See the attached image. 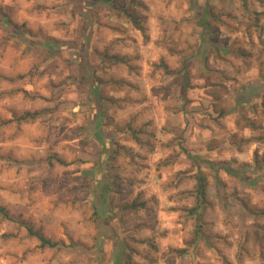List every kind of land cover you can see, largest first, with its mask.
Listing matches in <instances>:
<instances>
[{
	"label": "rangeland",
	"instance_id": "1",
	"mask_svg": "<svg viewBox=\"0 0 264 264\" xmlns=\"http://www.w3.org/2000/svg\"><path fill=\"white\" fill-rule=\"evenodd\" d=\"M149 2L154 3L156 0ZM149 2L66 0L71 21H82L78 25L79 37L71 40L65 39L68 33L63 31V26L68 21L53 19L52 15L47 14L50 11L47 4L37 5L36 8L38 18L34 22L40 25L37 29L39 40L36 39V32L28 27L30 21L26 20L21 24L12 19L11 10L0 9V27L7 25L11 29V35L20 39H24L25 35L33 37L29 47L38 43L42 55L53 60L56 67H59L56 60L62 58L65 66L73 69L65 77L73 86V91L68 93L70 98L87 90L91 93L89 102L98 105L113 103L116 99H133L107 96L106 89L110 85L121 89L128 88L132 92L140 91L143 87L154 98L158 91L163 93L165 99L175 95L183 102L179 114L184 130L175 138L178 151L169 150L167 155L161 154L155 166H143L149 169L150 176L155 175L156 180H163L168 187L161 185L151 195L146 191L136 192L135 181H126L125 177L113 171L109 165L106 177H101L104 182L96 193L89 217L95 225L96 235L92 237L93 242L85 245L82 241H74L67 233L56 240L53 235L29 225L22 219L23 213L14 212L4 203L16 193L8 191L6 195L2 177L5 171L10 172L12 166L21 163L19 157L13 154L14 151L26 148L24 140L9 125H17V131L27 127L33 136L37 135L40 132L39 125L45 123L42 117L53 111L48 107L49 98L44 95L48 90L47 84L53 87L58 85L55 81H47V84H40L41 91L37 92L36 84L33 83L36 77L31 68L27 72H17L13 78L6 75L0 67V136L6 137L0 139V207L8 214L3 216L0 213V239L7 241L16 238L17 233L4 231L6 224H13L27 234L30 242V249L22 253L11 250L5 252L4 244L0 243V264H23L29 256L32 257L30 264H43L40 257L57 248L61 240L70 243L73 248H81L84 253H94L89 259H94L96 264H189L186 259L189 255L198 258L195 259V264H241L245 257L252 260L253 254L257 264L264 262V217H255L250 212L264 209L260 203L251 202V198H254L253 192L257 196L264 195V187L258 185V177L254 178L256 173L264 174V67L255 65L254 77L244 82L239 78L241 72L238 69L234 68L237 74L231 76L226 68L214 67L231 64L233 60L239 59L248 72H252V49L257 42L264 44V40L258 35L254 36L251 29L261 27L264 13L259 9L253 10L249 28L245 29L248 34L246 43L249 46H245L235 35L240 30L239 25L228 23L229 20L237 18L230 8L234 0H204L203 4H200V0H190V10L194 12L196 25L202 29L200 46L179 68H172L159 45L150 39L146 41L143 21L147 19L145 13L151 10ZM173 2L174 0H167L169 5ZM249 3L250 0H247L243 6L240 2L245 11L249 10ZM256 3L264 7V3L258 0ZM198 11L209 23L206 30L200 26ZM101 13L114 21L124 20L126 23L106 22L101 18ZM20 29L25 31L21 32ZM133 30L135 34H132ZM72 32L75 34L77 29ZM129 42L131 46H135L130 51ZM166 51L169 56L174 55L172 49ZM151 56L156 59L151 60ZM197 65L203 71H199ZM108 69L113 70L111 76L107 75ZM161 70L164 77H171L169 82H159L162 78L156 74ZM205 73L210 75L206 77ZM24 80H28V83L11 90L18 99L14 106L7 109L8 115L5 116L2 104L5 98L4 85ZM42 80H47L46 75L42 76ZM60 84L63 85L64 81ZM34 101H43V104L32 106ZM189 107L193 109V115L201 117L200 120L186 119ZM80 110L79 105L73 109L74 112ZM104 115L103 111H97V117L93 118L97 120V127L99 118ZM64 119L69 120L68 117ZM206 120L211 123H205ZM153 123L154 121H147L139 128H133L129 123L127 135L130 141L113 140L105 145V149L111 148L114 157H118L121 152L128 153L132 163H139L143 156L136 149L149 146L150 141L142 140L145 134L155 137V132L146 133L147 127ZM167 123L165 120L159 126L160 131H164ZM190 125L194 138L203 137L202 149L190 150L185 147L184 133ZM58 127V136L63 137V141L58 142L67 143L70 139L67 135L69 124L64 123ZM47 131L50 134L52 127ZM118 132L123 134L121 129ZM13 139L20 143L10 146L7 153H4V145L10 144ZM78 143L82 146L81 151L86 152L89 141ZM161 147L164 148L165 145ZM131 153H135V156H131ZM5 160L9 162L8 169L4 167ZM87 162L81 160L82 165ZM210 165L215 168L228 167L240 177L219 170L218 176L222 184L219 188ZM91 167L95 168L96 165L91 164ZM20 172L21 169L17 167L16 175ZM198 172L208 182L204 200H201L196 190ZM89 175L91 172L83 168L63 173L61 188H67L72 205L81 202V192L84 193L83 199L89 198ZM242 187L246 190L251 188L252 191H246V195L242 197ZM193 209H197L194 214L191 213ZM27 228L40 232L45 238L56 242L57 246L42 247L28 233Z\"/></svg>",
	"mask_w": 264,
	"mask_h": 264
},
{
	"label": "clouds",
	"instance_id": "2",
	"mask_svg": "<svg viewBox=\"0 0 264 264\" xmlns=\"http://www.w3.org/2000/svg\"><path fill=\"white\" fill-rule=\"evenodd\" d=\"M149 2V0H146ZM204 0H200L203 4ZM49 6V15L53 19L67 20L68 23L63 26V31L68 33L65 39L78 38L80 33L78 25L82 22L78 20L73 23L71 21L66 0H0V9L5 11L11 10L12 19L19 23L30 21L28 27L36 32V39L39 40V32L37 29L39 24L34 21L38 18L36 12L37 5ZM167 5V6H166ZM150 11L145 13L147 17L143 21L144 35L153 43L159 45L160 51L167 58L172 68H179L184 60L200 46V32L202 29L197 27L194 12L190 10L191 2H174L167 4V0L161 2H149ZM231 10L235 12L236 19L229 20L228 23L232 25H239L240 30L235 35L247 45V32L245 29L249 28L250 20L253 18V10L259 9L264 13V7H260L256 0H250L249 10L245 11L240 4V0H234L230 5ZM179 9V11H177ZM54 10V12H53ZM56 13H62L56 15ZM101 18L106 22L125 24L124 20L114 21L109 17H105L101 13ZM186 18V19H185ZM225 19H227L225 17ZM126 26L130 27V24ZM77 29L73 34L72 30ZM24 32V29H20ZM252 34L260 36L264 40V16L261 17V27L259 29L252 28ZM62 34V33H54ZM132 34H135L134 30ZM231 35L232 33H228ZM99 35V34H98ZM111 38V37H109ZM33 37L25 35L24 39L11 35V29L7 25L0 27V67L3 68L6 75L15 78L17 72H27L28 68L32 69V73L36 79L33 83L36 84L37 92L41 91L40 84L47 81H55L58 86L53 87L47 84V91L44 93L49 98L48 107L53 109L48 116L42 117L45 121L44 124L39 125L40 132L33 136L27 127L21 131H17V125H9L17 135L20 136L25 144L24 150H15L14 155L19 157L21 163L17 166H12L11 171H5L2 177L6 195L8 191L16 193L15 196L8 197L4 203L8 204L14 212L23 213L22 219L29 225L34 226L42 232H47L53 235V238L59 240L67 233V236L72 237L74 241H82L83 244H91L92 237L96 235L94 231L95 225L89 219L91 217L93 202L96 199V193L104 182L101 177H106L109 172V165L112 170L118 172L119 175L125 177L126 181L132 179L135 181V191H146L151 195L153 191L159 189L161 185L168 187L163 180H156L155 175H149V169L144 168V165L155 166L156 161L160 155H167L168 151H178L176 148L177 140L182 129L181 125L183 120L180 118V107L182 101L175 95L165 99L163 93L158 91L157 97L154 98L143 87L140 91L132 92L128 88H116L110 85L106 89L107 96L118 98H133L116 99L115 102L109 104L90 103V92L87 90L79 95H73L71 98L68 93L73 91V86L70 81L65 80V77L73 71L72 68L65 66L63 59L56 60L59 67H56L53 60L46 59L42 55V50L39 44H31ZM129 51L132 47L129 42ZM167 49H172L174 55L169 56ZM139 51V48H137ZM254 57L251 61L253 66L252 72L244 67L241 60L229 57L233 60L231 64L214 65L224 67L227 69L228 74L236 76L238 69L241 72L240 80L244 82L246 79H251L255 75V65L264 67V44L257 42L254 49ZM155 60V56L149 57ZM199 71L202 68L197 65ZM47 69L45 73L44 70ZM113 74L112 69L107 70V75ZM46 75L47 80H42V76ZM157 77L162 78L159 82L167 83L171 77H164L163 70L156 74ZM205 73V76H209ZM31 78V77H30ZM142 81L143 78H140ZM64 81L61 85L60 82ZM28 83V80L18 81L14 84H5V98L2 101L5 109V116L8 115L7 109L15 105L18 96L14 91L23 87ZM43 101H34L32 106H41ZM80 106V111L74 112L75 106ZM167 109V111H165ZM103 111L105 115L99 118V127H97V111ZM189 115L186 119L190 121H198L200 116L193 115V109L189 107ZM68 117L66 121L64 118ZM167 120L168 123L164 127V131H160V125L164 124ZM147 121H154V123L147 127L146 133L155 132V137L145 134L142 137L143 141H150L148 147L138 148L136 152L142 153L143 158L139 159V163H132L130 154L121 152L118 157H114L111 148L105 149V145L110 144L111 141L122 142L125 139L130 141L127 135V126L131 123L133 128H139ZM30 123V122H29ZM68 123L69 129L67 135L70 139L67 143L58 142L63 141L62 136H58L59 125ZM205 123H211L206 120ZM52 127V132L49 134L47 129ZM191 127L184 133L186 138L185 147L189 148H203L204 144L201 142L203 137L196 139L191 135ZM118 129L123 130V134L118 132ZM5 131H7L5 129ZM207 136V133L204 134ZM98 136L100 138H98ZM0 139H6L0 136ZM89 141L86 152L81 151V145L78 141ZM195 140V143H194ZM28 141H32L28 143ZM20 143L19 140L13 139L10 144H5L3 152L7 153L10 146ZM93 145L95 147H93ZM161 145H165L164 148ZM91 153V155H88ZM155 153V154H153ZM135 156V153H131ZM51 157V159H49ZM114 157L113 159H109ZM81 160L88 161L81 164ZM5 169L9 168V162L5 160ZM91 164L96 167L92 168ZM19 167L21 172L16 175V168ZM90 171L91 175L87 177L90 188L88 189L90 195L88 199H83L84 193L81 192V202L76 205L71 204V197L67 194V188H61L63 173L71 169H80ZM258 177V185L264 187V174L256 173ZM171 179V177H170ZM146 181L145 183H141ZM73 183H77L73 181ZM246 191H252L251 188L247 190L241 188L240 195H246ZM251 202L253 204L260 203L264 206V195L257 196L253 192ZM11 201V203H9ZM218 230V229H217ZM5 232L17 233L16 238L13 240L4 241L0 239V243L4 244L5 252L11 250L13 252L22 253L30 249V242L27 234L20 230L18 226L13 224H6ZM231 231V225L229 226ZM235 239V238H233ZM237 243H239L237 241ZM94 256V253H84L81 248H73L70 243L63 240L57 248L49 252H45L40 259L43 264H96L95 260H90L89 257ZM32 257L29 256L28 260L23 264H30ZM189 264H195V259L192 255L186 258ZM241 264H257L255 255L253 259L249 260L245 257ZM264 264V262H260Z\"/></svg>",
	"mask_w": 264,
	"mask_h": 264
},
{
	"label": "trees",
	"instance_id": "3",
	"mask_svg": "<svg viewBox=\"0 0 264 264\" xmlns=\"http://www.w3.org/2000/svg\"><path fill=\"white\" fill-rule=\"evenodd\" d=\"M259 2H262L264 3V0H258ZM240 2L242 3V5H246L247 3V0H240ZM201 12H197V16H199V23H200V26L206 30L209 28V23L205 20V18L203 16H201L200 14ZM140 29V28H138ZM210 168L214 170V174H215V180H216V184L217 186L220 188V186L222 185L221 184V180L218 176V172L219 170H223V172H225L226 174L228 175H233V176H237V177H240L239 174L233 170H231L230 168L228 167H219V168H215L214 166L210 165ZM196 190H197V193L199 195V197L201 198V200H204L205 198V193H206V187H207V179L206 177L198 172L196 174ZM250 211V210H249ZM197 212V209H193L191 210V213H196ZM251 213L254 214L255 217H259V216H263L264 217V209H261V210H258V211H250ZM0 213L3 215V216H8L6 210L3 208V207H0ZM27 231L28 233L31 235V236H34L39 242H40V245L42 247H48V248H54L57 246V243L56 242H53L52 240L50 239H47L45 238L40 232L38 231H33L31 228H27ZM257 233V232H256ZM255 233V235H256Z\"/></svg>",
	"mask_w": 264,
	"mask_h": 264
}]
</instances>
